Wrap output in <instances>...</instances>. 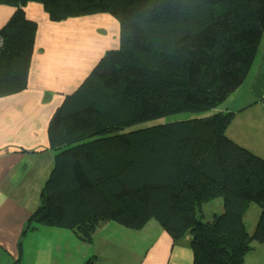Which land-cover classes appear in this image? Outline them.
<instances>
[{"label":"trees","instance_id":"16d2710c","mask_svg":"<svg viewBox=\"0 0 264 264\" xmlns=\"http://www.w3.org/2000/svg\"><path fill=\"white\" fill-rule=\"evenodd\" d=\"M28 2L53 22L107 13L119 46L52 113L53 167L24 230L65 228L90 243L104 223L139 230L154 220L173 241L190 235L191 264H244L251 242L264 243V158L227 137L232 112L213 110L252 65L264 0H0L14 8L0 28V97L27 86L36 34ZM217 198L222 211L206 217L203 205ZM252 203L260 213L249 234Z\"/></svg>","mask_w":264,"mask_h":264},{"label":"crops","instance_id":"0c3cea01","mask_svg":"<svg viewBox=\"0 0 264 264\" xmlns=\"http://www.w3.org/2000/svg\"><path fill=\"white\" fill-rule=\"evenodd\" d=\"M13 12L14 8L0 5V28ZM24 12L36 23L27 86L0 97V264H24L34 255V247L41 252L38 242H45L50 254V237L62 228L37 226L24 230L53 167L48 122L64 96L76 89L105 51L119 46L118 22L107 13L53 22L42 5L34 2H28ZM213 111L232 112L227 137L264 158V32L243 81ZM106 227L113 228L118 238L129 236L132 242L137 241L139 255L135 254L133 264L192 262L189 234L173 241L154 220L139 230L107 222L93 234V246L94 235ZM93 256V264L103 257L96 248L82 264Z\"/></svg>","mask_w":264,"mask_h":264},{"label":"rangeland","instance_id":"374dc122","mask_svg":"<svg viewBox=\"0 0 264 264\" xmlns=\"http://www.w3.org/2000/svg\"><path fill=\"white\" fill-rule=\"evenodd\" d=\"M211 112L212 110L200 113L181 112L177 114L167 115L158 119L148 120L127 127L124 129V131H130L136 128H143L173 120H183L193 117L205 116L209 115ZM222 205V200L220 198L212 199L210 202L203 205L204 215L206 217H209L214 212H221ZM259 213V207L256 204H250L245 214L243 215L244 226L247 233L251 234L253 232ZM110 224L115 225L116 223L110 222ZM121 228L124 227L121 226ZM56 232L57 233H55V235L50 237V254H47L48 245L45 244V242L43 245L41 242H38L41 248V252H39L38 249L34 247V255L29 256L28 259H25L24 264H49L48 260L50 257L51 264H82L85 258L92 256V254L94 253V249L96 250V248L100 249L101 256H103L102 259H99L96 264H107V260L109 261V264H133L135 254H137V256L139 255L137 241L133 239L132 242L129 236H121L120 238H118L116 231L111 227H106L105 231H97V234L94 235V238L96 237L94 239L96 248L91 243H85L83 241L81 242L78 235L72 230L62 228L61 231ZM104 237L109 238L107 240H104ZM42 240H44L43 236ZM251 246L252 249L248 251L244 256V264H264V243L252 241ZM44 248L46 249L44 250ZM84 256L85 258L81 260ZM95 259L96 257L93 256L92 264L93 260Z\"/></svg>","mask_w":264,"mask_h":264},{"label":"built area","instance_id":"2783aa9c","mask_svg":"<svg viewBox=\"0 0 264 264\" xmlns=\"http://www.w3.org/2000/svg\"><path fill=\"white\" fill-rule=\"evenodd\" d=\"M0 45H1V41H0Z\"/></svg>","mask_w":264,"mask_h":264}]
</instances>
